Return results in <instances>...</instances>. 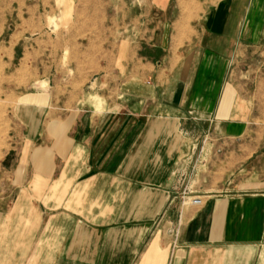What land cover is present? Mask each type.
I'll use <instances>...</instances> for the list:
<instances>
[{
  "label": "crops",
  "instance_id": "obj_1",
  "mask_svg": "<svg viewBox=\"0 0 264 264\" xmlns=\"http://www.w3.org/2000/svg\"><path fill=\"white\" fill-rule=\"evenodd\" d=\"M169 3L136 17L156 23L152 52L80 50L71 86L30 104L0 264H264V90L230 70L264 42V0ZM16 19L0 14L6 69L33 46Z\"/></svg>",
  "mask_w": 264,
  "mask_h": 264
},
{
  "label": "rangeland",
  "instance_id": "obj_2",
  "mask_svg": "<svg viewBox=\"0 0 264 264\" xmlns=\"http://www.w3.org/2000/svg\"><path fill=\"white\" fill-rule=\"evenodd\" d=\"M199 1L189 0L185 9L182 0H170L168 15H187L195 5L199 7ZM0 14L17 15L13 22L18 37L31 31L33 41L32 50L17 58L15 67H0V191L2 198L11 199L13 187L2 173L27 155L23 127L30 104H40L41 91L56 98L71 86L67 81L74 75L73 60H79L80 50L104 55L115 45L142 39L150 47L147 42L156 23L151 17L139 22L136 17L159 15L160 10L154 0H0ZM238 60L231 64V72H240L251 90H264V42L243 47ZM50 106L56 107L57 101ZM207 139L212 142V135ZM209 160L201 157L198 166L206 168Z\"/></svg>",
  "mask_w": 264,
  "mask_h": 264
},
{
  "label": "built area",
  "instance_id": "obj_3",
  "mask_svg": "<svg viewBox=\"0 0 264 264\" xmlns=\"http://www.w3.org/2000/svg\"><path fill=\"white\" fill-rule=\"evenodd\" d=\"M207 135L205 136V140H207ZM192 202L197 204V205H201L203 203V198L201 196H197V197H194L192 199Z\"/></svg>",
  "mask_w": 264,
  "mask_h": 264
}]
</instances>
